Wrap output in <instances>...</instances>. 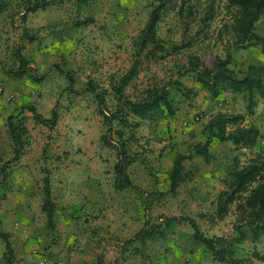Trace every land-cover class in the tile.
<instances>
[{"label":"rangeland","instance_id":"rangeland-1","mask_svg":"<svg viewBox=\"0 0 264 264\" xmlns=\"http://www.w3.org/2000/svg\"><path fill=\"white\" fill-rule=\"evenodd\" d=\"M47 1H51L47 7L25 14L21 0H0V169L13 157L7 122L10 114L30 105L45 117H52L53 109L58 113L56 124L47 126L37 122L29 110L24 111L28 143L21 159L6 168V180L0 182V229L11 233L16 253L13 264H36V255L45 256L49 264H83L86 240L74 236L83 232L92 235L98 224H89L91 217L82 218L77 209L72 217L81 222L71 221L67 226L65 206L70 201L76 205L73 183L80 180L81 172L115 173L117 143L121 142L129 153L137 154L138 160L128 172L135 176L133 183L141 189L142 197L147 198L149 210L145 212L150 222L157 225L154 236L158 239H147L140 248L142 264H213L216 259L206 246L192 238V220L205 235L224 237L227 254L233 252L247 264H264V258L254 256L258 252L264 257V233L254 239V233L247 229V237L240 241L242 233L237 225L242 220L235 204L224 218L217 215L219 194L229 188L234 170L255 152L264 153V98L256 96V106L249 114L243 93L226 91L214 98L192 73L179 74L196 57L212 67L218 57L226 56L229 40L220 34L226 17L222 1ZM161 2L164 7L156 35L164 49H154L151 44L142 47L143 29L152 9ZM256 31L264 36V14ZM25 32L36 35L37 40L29 41L23 36ZM19 54L25 56L30 70L17 79L12 71L18 69ZM136 60L137 73L121 92L116 91ZM230 67L240 77L251 67H262L264 81L260 46L233 49ZM35 71L42 79H34ZM176 80L182 85L173 83ZM89 81L105 96L108 114L119 109V95L139 102L163 87L171 88V107L163 103L144 117L124 109L126 120H115L110 134ZM218 112L244 113V123L256 124L262 137L252 149H237L231 141H214L212 159L206 162L195 156L186 160L189 180L175 193H167L176 155L205 140L204 126ZM115 130L123 133L122 140ZM47 177L56 206L52 227L43 210ZM115 178L117 183L119 177ZM104 181L101 176L97 185ZM169 217L185 220L167 221ZM16 223L21 226L17 228ZM165 231L170 236H161ZM132 238L127 240L128 256L137 262ZM4 254L0 238V264H5Z\"/></svg>","mask_w":264,"mask_h":264},{"label":"trees","instance_id":"trees-1","mask_svg":"<svg viewBox=\"0 0 264 264\" xmlns=\"http://www.w3.org/2000/svg\"><path fill=\"white\" fill-rule=\"evenodd\" d=\"M25 6V14L35 12L39 9L47 7L51 1L47 0H21ZM78 4H86L93 0H75ZM225 19L223 20L220 34L226 36L229 40L227 54L224 58L218 57L212 67L207 66L200 58L196 57L191 60L189 67L180 71V75H185L187 72L192 73L193 78L200 82L214 98L226 91L235 93H243L247 101V110L251 114L256 106V96L264 98V81L262 79V67H251L243 76H239L238 72L230 67L232 60V50L239 48H250L252 46H260L264 54V36L256 31V23L264 14V0H221ZM216 2V0H213ZM164 7L163 2L155 6L151 13L147 24L143 29L140 44L142 47L152 45L155 49H164L161 45V40L156 35L157 23L162 14ZM29 41L37 40L36 35L25 32L23 34ZM28 61L22 54L18 55V69L13 72L17 79L22 78L29 70ZM139 61L136 60L129 72L122 77L121 84L116 91L121 92L122 88L130 81L137 73ZM35 80L42 79L43 75H38L33 72ZM177 85H182L178 80L173 81ZM89 89L95 93L99 105V113L103 116L107 125V131L111 134L113 131V122L123 118V111L127 109L138 116H146L149 112L156 111L165 104L171 107L170 87H163L151 91L149 97L139 102L129 99H123L120 95L118 98L119 109L111 111L108 114L105 110V96L96 92L92 81H89ZM29 110L37 122L53 126L58 119V113L55 109L52 111V117H45L42 113L30 105L23 107L17 114L8 116V130L13 143V157L10 160L3 162L0 169V175L3 182L7 178L6 168L13 162H18L24 154L25 147L28 143L26 136L29 134V129L25 122L24 111ZM246 115L244 113H227L218 112L213 115L205 124L203 135L205 140L191 145L186 153H178L174 159L172 169L169 174V189L167 193H175L182 183L189 180V175L185 172V161L191 160L195 156H202L206 162L212 159L210 150L214 141L220 142L231 141L235 148L252 149L262 137L261 129L254 123L245 124ZM126 120V119H125ZM114 133V132H113ZM119 140L123 139V133L115 130ZM107 144H111L106 137H103ZM118 147V162L115 164V173L119 177L116 183V188L121 189L125 186L138 187L134 184L130 177L128 168L137 162V154L129 153L125 143H117ZM50 178L45 179L46 199L43 203V210L48 217V225L54 226L56 218V206L52 198ZM147 198L145 197V201ZM235 204L237 212L240 214L239 220H242L241 225H237L238 231L242 233V239L247 236V229L254 233V239H257L260 234L264 233V153L255 152L242 167H237L232 173V181L227 190L220 192L218 197L217 215L220 219L224 218L231 205ZM185 220L184 217H169L167 221ZM162 223L158 224L161 226ZM192 228L194 229L193 237L196 241L202 243L211 252V254L226 264H247L244 259L235 257L233 252L227 254L224 242V237L213 238L205 235L198 224L192 220ZM157 227L155 224L147 222L139 233L135 236L136 239L153 238L154 230ZM163 234V232H162ZM0 238L5 244L4 263L13 264L16 260L15 249L11 242V233L0 229ZM239 241V240H238ZM220 246H216L219 245ZM258 258H264L260 253H254Z\"/></svg>","mask_w":264,"mask_h":264},{"label":"crops","instance_id":"crops-1","mask_svg":"<svg viewBox=\"0 0 264 264\" xmlns=\"http://www.w3.org/2000/svg\"><path fill=\"white\" fill-rule=\"evenodd\" d=\"M88 162L89 161H87L85 165H88ZM92 172H81L82 174L80 175V180L73 183L74 186H76V205H73V203L70 201L69 203H66V210L64 211L66 213L65 217L67 221H69L66 222L67 226L72 225L69 223H73L74 221L81 222L75 218L73 219L72 217L73 212H75L77 209L80 216L81 214L84 215L81 216L82 218L85 216H87L85 218L91 217L89 219V224L93 221L94 225L98 224V229L92 230V235L87 232H83L81 236H74L76 238H81L83 241L84 239L86 240V249L84 252L86 253V259L83 260L82 263L117 264L120 262V264H142L140 261L142 257V254H140L142 249L140 248H142V244L146 245V242L148 241L147 239L156 240L158 238L154 235L153 238L149 237L145 238L144 240L135 238L137 233H139V231L146 226L147 222L154 224L150 222L149 215L145 212H148L149 208H147L146 201L144 197H142L143 195L141 194V189L139 187L131 186H125L121 189H117L115 178L116 173H111V175L107 176L101 175V173L97 172L94 174ZM101 176L105 181L101 186H99L97 185V180L101 178ZM130 176L134 181L135 176ZM65 178H67V176H65ZM66 183L67 181H64V184ZM112 185L114 186L112 187ZM169 186L170 183L168 185V189ZM87 223L88 222H85L83 225L86 226ZM4 224L6 225L7 222L4 221ZM16 226L19 228L21 225L16 223ZM193 233L194 231L192 232V238H194ZM165 235L167 237L170 236L168 231H165L163 234H161V236ZM130 238H132L130 242L133 243L134 248L132 252H134V255L137 256L135 257L137 259L134 261L137 262H133L132 258H130L132 255L128 256V252L131 253V251L128 248L129 243H127V240ZM159 238L166 239L162 237ZM113 240L116 241V243H114ZM169 240L171 241L170 238H168L167 241ZM210 255L212 256L211 258H214L211 252ZM40 259H46V257L43 255H36V262H38ZM154 263L159 264L156 261ZM214 263L223 264L224 262H220L216 259L214 260Z\"/></svg>","mask_w":264,"mask_h":264},{"label":"built area","instance_id":"built-area-1","mask_svg":"<svg viewBox=\"0 0 264 264\" xmlns=\"http://www.w3.org/2000/svg\"><path fill=\"white\" fill-rule=\"evenodd\" d=\"M36 264H47V261L46 259H41Z\"/></svg>","mask_w":264,"mask_h":264}]
</instances>
